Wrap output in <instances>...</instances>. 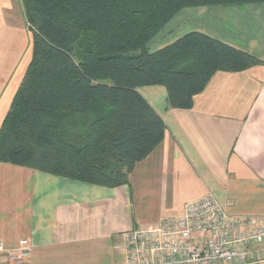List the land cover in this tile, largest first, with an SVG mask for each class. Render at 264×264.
<instances>
[{"label": "crops", "instance_id": "obj_1", "mask_svg": "<svg viewBox=\"0 0 264 264\" xmlns=\"http://www.w3.org/2000/svg\"><path fill=\"white\" fill-rule=\"evenodd\" d=\"M192 32L260 64L216 73L188 110L168 109L163 86L139 88L165 136L127 184L105 188L0 163V241L11 250L29 242L20 264H123L126 233L182 215L187 203L209 194L230 215L264 218V4L184 9L151 51ZM32 47L22 1L0 0V128Z\"/></svg>", "mask_w": 264, "mask_h": 264}, {"label": "trees", "instance_id": "obj_2", "mask_svg": "<svg viewBox=\"0 0 264 264\" xmlns=\"http://www.w3.org/2000/svg\"><path fill=\"white\" fill-rule=\"evenodd\" d=\"M21 1L32 58L0 128V163L123 186L165 136L139 88L163 86L168 109L188 110L216 73L260 64L198 32L157 52L151 45L184 9L264 0Z\"/></svg>", "mask_w": 264, "mask_h": 264}, {"label": "built area", "instance_id": "obj_3", "mask_svg": "<svg viewBox=\"0 0 264 264\" xmlns=\"http://www.w3.org/2000/svg\"><path fill=\"white\" fill-rule=\"evenodd\" d=\"M123 264H264V218L230 215L209 194L185 205L182 215L123 237ZM30 244L17 249L0 241V260L20 264Z\"/></svg>", "mask_w": 264, "mask_h": 264}, {"label": "rangeland", "instance_id": "obj_4", "mask_svg": "<svg viewBox=\"0 0 264 264\" xmlns=\"http://www.w3.org/2000/svg\"><path fill=\"white\" fill-rule=\"evenodd\" d=\"M163 34H164V33H162V34H161L159 37H162V36H163ZM159 37H158V39H159ZM155 41H157V40H155ZM155 41H154V42H155ZM154 42L152 43V45H151V46H153Z\"/></svg>", "mask_w": 264, "mask_h": 264}]
</instances>
